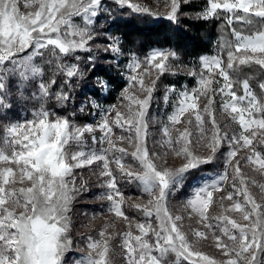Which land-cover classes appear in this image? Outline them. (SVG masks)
Listing matches in <instances>:
<instances>
[{"label":"snow or ice","instance_id":"6c2138e0","mask_svg":"<svg viewBox=\"0 0 264 264\" xmlns=\"http://www.w3.org/2000/svg\"><path fill=\"white\" fill-rule=\"evenodd\" d=\"M115 2L176 21L190 0H163L165 13L133 0ZM102 9V0H0V264H264V182L242 171L252 168L264 180V79L255 80L257 93L254 78L243 73L258 66L264 77V0H206L197 17L223 18L231 39L218 42L220 53L201 56L198 71L196 65L187 71L195 80L191 88L165 86L162 101L171 110L163 119L150 118V108L161 78L177 74L179 55L159 48L129 59L118 104L104 108L93 102L100 119L77 123L75 113L61 115L46 104L57 72L69 87L71 78L83 75L77 64L63 61L90 52V26ZM118 45L114 39L105 51L122 54ZM46 53L57 64L47 79L45 65L53 60ZM37 80L33 99L39 107L23 119L7 120L10 85L23 89ZM55 99L62 108L70 96L60 91ZM217 111L229 121L223 127ZM150 123H159V139H151ZM242 151L246 155L237 158ZM218 154L223 171L191 188L181 201L183 214L170 207L187 175ZM169 159L181 163L172 166ZM85 169L98 172V186L106 189L99 198L108 202L113 219L95 236L88 234L84 247L76 244L86 254L69 261L70 212L75 196L86 191ZM121 182L147 197L127 210L136 218L126 214L125 200L133 197H125ZM213 208L219 211L213 214ZM114 221L126 227L115 230ZM209 241L215 254L200 247Z\"/></svg>","mask_w":264,"mask_h":264},{"label":"rangeland","instance_id":"374dc122","mask_svg":"<svg viewBox=\"0 0 264 264\" xmlns=\"http://www.w3.org/2000/svg\"><path fill=\"white\" fill-rule=\"evenodd\" d=\"M102 2H103V9L97 13V16L95 18H93V23L90 26V29H91V32L93 35V40L90 41L89 45H88L90 52H92V53L88 52V59H89V56H91L92 58L97 57V56L100 58L104 57L102 59L105 62H110V63H114L115 65H117V67L121 69L120 74H121L122 85L120 86L121 87L120 89H118L117 91L116 90L113 91L114 93L116 92L117 94L113 95L110 98L111 99L110 102L109 101L108 102L96 101L94 99L89 100V104H90L91 108L93 109V111H92L91 115L89 116L88 120L83 119L84 112L86 111L87 108L85 109V111L83 113L80 112V108L84 107L85 101H82L80 104H78L76 106V108L74 107V102H72L71 103L72 107L70 108V111L72 113H74V111L77 110L79 113L78 116L73 117L77 123H95L97 120L100 119V115H99L100 109L94 108L92 106L93 102H95V104L100 105L104 108H107L109 105H114V104L119 103L118 97L120 96V93H121L123 87L125 86L126 76L128 74L127 69H126V65L132 56H137V57L143 59L144 56H146L152 49L162 48V47L153 46L142 57L138 56L135 53L124 54L121 51L122 54H117V53L111 52V50L105 51V48L108 47V45L111 44L114 39L118 40V37L115 38V37L109 35V31H106L104 28L106 19H111L112 15L119 16V15H123V14L126 15L129 13H134L137 15L148 16V17H152V18H156V19L157 18H166V17L163 15H150L147 13H136V12H133L130 8H128L126 6L121 7L118 3L115 2V0H102ZM133 2H138L143 6L149 7L155 13H165L168 10L164 5L163 0H133ZM205 3H206V0H190L189 3L182 4L181 5V11H180L178 17L185 16V17H190V18H194V19L198 18L197 13L203 9ZM73 20H74V23H76L77 25L83 26L84 22L81 18L74 17ZM236 27L241 28V27H244V25L240 24V25H237ZM231 31H232V28H231L230 32ZM213 47H212L211 52H207V53H203V54L199 55L196 61H183L179 57V61L174 62V68L176 70H180V72H178V74H181L182 77L185 79L182 81V83L179 86L161 83V81L159 82L158 90L155 93L154 99H153L152 104H151L150 118H151V116H155L156 120L159 121L160 119L164 118V113L171 110V106L169 105L167 108H165V105L163 104V101H162V96L164 93L165 86L172 85V86H175L178 88L182 87V86H187V87L191 88L195 84L194 78L192 76L187 75V71L189 69H191L193 67V65H196L197 71L199 70V63L198 62H199V58L201 56L216 55V54L220 53L219 47H216V48H213ZM163 49H166V48H163ZM80 52L81 51H79V54H80ZM75 56H78V55H75ZM37 63H40V61L37 60ZM67 64H77V63H76V60L74 58V61H71L70 63H67ZM77 66H78V64H77ZM12 79L14 80V78H12ZM38 83H39V80L35 81L32 84L25 85V87L23 89H18L14 83L12 85H10L11 94L9 95L8 98H10L11 101L13 100V102H12L13 107H12L10 112L5 113V115L7 116V120L14 121L18 118L23 119L25 116H28L25 109H22V106H23L22 104L25 102L21 101V99L23 97L21 93H26V95L28 97L33 96V93L37 92ZM104 84L106 85V87H103L102 91H103V93H106V89L108 88V84L106 82H104ZM51 91L53 94L56 92H59L58 90H51ZM216 99H217V109H219V97H217ZM39 103H40V101L38 102V106L36 108L39 107ZM46 106L49 107V105H46ZM50 109L53 110V108H50ZM33 110H34V108L30 107L29 113H31ZM53 111H55V110H53ZM58 113L61 115H67L66 113H61V112H58ZM15 115H18V116H16L15 119H12V117ZM29 116H30V114H29ZM217 120L221 124V127H223V125L225 123L229 122L227 120V118L222 113H220L219 111H217ZM159 128H160L159 123H150L149 131L153 134L151 139H153V140L159 139V135H158ZM88 143L91 144V140H89ZM150 146H151V142H150ZM96 147L98 148L99 145H96ZM105 147H106V145H105ZM223 150H227V145L224 146ZM198 154L207 155L208 153L204 149H199ZM243 155H246V152L242 151L241 153L238 154L237 158H239V156H243ZM215 160H217L220 163V168L216 169V170L205 171L204 173H202L201 175L196 177L193 181L188 183L185 187H183V189L180 190V192L179 191L176 192V194L174 196L170 197V207H173L175 210H180V214H183V211L181 208V201L186 198L188 193H190L191 188L193 186H198L199 184H201L205 180H211L218 173L223 171L224 164H223L222 154H218V156ZM180 163H181V161H179V160L169 159V164L172 166H178ZM242 171L244 173H246V175L248 177H250V178L254 177L257 180H261L262 182H264V180H262V178L259 176V174L255 171H253L252 168L245 167L242 169ZM83 175H84V179L87 181L86 191H82V192L78 193L81 196L79 197V199L77 201H73L71 212H70V216L72 218V226H71L70 235H71V238L73 239V251L68 254L69 261H71L73 257H79L80 255L86 254V249H85L84 253L76 250V244H80L81 247H84L83 240L86 239L88 234L95 236L96 231L100 228V226L102 224L113 219V217H111L107 213L108 202L106 200H102L99 198L101 193L105 192L106 189L98 186L101 183V178L98 176V172L95 175H93L92 172L85 169V170H83ZM78 179H79V177H78ZM251 190L253 191L254 194L258 191L256 188H252ZM78 194L75 197H77ZM128 196L133 197V199H131V200L126 199L125 200L126 203H128L130 201L132 204H135V203H140L143 200L147 199V197L143 196L142 194L135 195V196L134 195H128ZM137 196H140L141 199L137 200L136 199ZM218 211H219L218 208L212 209L213 214H215ZM130 217H132V216H130ZM133 218H136V217H133ZM140 219H142V217ZM114 222H115V230L124 229L126 227V225H124L121 221H114ZM186 223H193L194 224L195 221L194 220L193 221H186ZM114 244H118V239H117V241H114ZM209 244H210V241L204 242L200 245V247L205 252L215 254L214 249H212L209 246ZM117 251H119L118 248H117ZM170 259H174V257H170Z\"/></svg>","mask_w":264,"mask_h":264},{"label":"trees","instance_id":"16d2710c","mask_svg":"<svg viewBox=\"0 0 264 264\" xmlns=\"http://www.w3.org/2000/svg\"><path fill=\"white\" fill-rule=\"evenodd\" d=\"M237 26V25H236ZM105 30L109 31V35L118 37L119 47L124 54L135 53L142 57L145 53L153 46L162 47L166 49L175 50L180 59L183 61H196L198 56L211 52L212 47H218V42L221 39H231V27L226 26V21L223 18L203 20L199 18H190L180 16L176 21H171L166 18H152L148 16H141L134 13L123 14V15H112L111 19H106ZM243 28V27H241ZM214 44V45H213ZM92 53V52H90ZM78 55L81 59L76 60L78 68L83 73L82 76L71 78L70 87L69 85H61V81L65 79L59 72H57L56 79L57 83L53 85L52 90L63 91L70 96V99L65 102L61 108L57 105L55 99V93L52 98L47 101L46 105L53 108L57 113H66L67 115L72 114L70 108L71 103L74 102V107L85 101L83 119L88 120L93 109L89 104L90 99L96 101L110 102V98L117 94L113 91L120 89L122 85L121 81V69L114 63L105 62L100 57H94L91 60L88 59V52L79 51L74 53L72 57H67L63 63L67 64L74 61V56ZM45 59H52V64L45 65L46 68V79L52 76L53 72L57 71V64L50 56L49 53L45 54ZM176 70V69H175ZM258 66L252 68L245 67L243 69L244 75L253 77L252 87L257 93L259 88L255 82L256 79H264L260 76ZM176 75L165 74L161 78V83L172 84L179 86L185 79L181 74H178L180 70H176ZM244 77L241 76V79ZM103 81L108 84L106 93H103V87L98 83ZM242 94V93H238ZM21 101H24L22 109H25L29 116V108H36L38 106V100L33 99V96L28 97L26 93H22ZM8 101L12 104L8 98ZM10 112V111H8ZM7 113V112H6ZM78 116L77 110L74 111ZM15 115L12 119H15ZM220 168V163L217 160H213L209 164L201 165L198 170H192L185 179V185L193 181L196 177L208 170H216ZM123 189L125 197L128 195H139L141 193L134 186H125L124 182L118 185ZM181 188L180 190H182ZM180 190H178L180 192ZM177 191V192H178ZM81 195L78 194L73 201H77ZM133 205L130 201L124 204L126 214L132 217H136L135 211L128 212L129 207Z\"/></svg>","mask_w":264,"mask_h":264}]
</instances>
